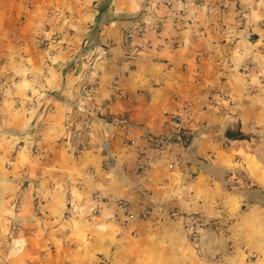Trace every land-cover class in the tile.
Instances as JSON below:
<instances>
[{
    "label": "crops",
    "instance_id": "0c3cea01",
    "mask_svg": "<svg viewBox=\"0 0 264 264\" xmlns=\"http://www.w3.org/2000/svg\"><path fill=\"white\" fill-rule=\"evenodd\" d=\"M263 200L264 0H0V264L111 253L119 202L264 232Z\"/></svg>",
    "mask_w": 264,
    "mask_h": 264
},
{
    "label": "rangeland",
    "instance_id": "374dc122",
    "mask_svg": "<svg viewBox=\"0 0 264 264\" xmlns=\"http://www.w3.org/2000/svg\"><path fill=\"white\" fill-rule=\"evenodd\" d=\"M31 148L36 153L37 143ZM245 203L240 214L250 209ZM130 213L127 223L132 230L111 253L90 259L73 257L59 264H264V232L238 214L226 218L190 215L174 222L178 215L174 209L148 205L138 212L135 223ZM154 215L164 223L154 222ZM26 246L24 237L11 240L4 247L10 250L9 261L26 264L22 261Z\"/></svg>",
    "mask_w": 264,
    "mask_h": 264
},
{
    "label": "built area",
    "instance_id": "2783aa9c",
    "mask_svg": "<svg viewBox=\"0 0 264 264\" xmlns=\"http://www.w3.org/2000/svg\"><path fill=\"white\" fill-rule=\"evenodd\" d=\"M163 3H165L166 5H169L171 3V0H161ZM146 31V24H140L138 27H136L134 30L129 31L126 33V40L128 42L133 41L136 37H140L142 36V34ZM173 120L180 122L181 121V116L178 114H173L172 115ZM65 128L66 130L70 133V135H81L82 132L85 131L84 127H77V119L74 117H69L67 116L65 119ZM171 138V137H169ZM172 138H174L172 136ZM175 139L177 141H179L183 146H188V144L190 143V135L188 133H186V131H184V129H182L181 127H178V130L175 134ZM105 148H108V144L105 143L104 144ZM125 211L128 215H130V211H129V206L127 203L124 202H119L118 203ZM171 214H173V211H170Z\"/></svg>",
    "mask_w": 264,
    "mask_h": 264
},
{
    "label": "trees",
    "instance_id": "16d2710c",
    "mask_svg": "<svg viewBox=\"0 0 264 264\" xmlns=\"http://www.w3.org/2000/svg\"><path fill=\"white\" fill-rule=\"evenodd\" d=\"M263 206H264V200L262 202H260Z\"/></svg>",
    "mask_w": 264,
    "mask_h": 264
}]
</instances>
